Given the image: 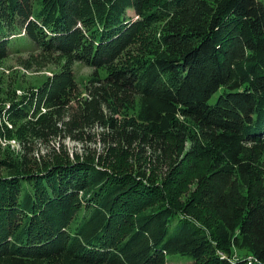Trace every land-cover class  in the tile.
I'll use <instances>...</instances> for the list:
<instances>
[{"label": "trees", "instance_id": "1", "mask_svg": "<svg viewBox=\"0 0 264 264\" xmlns=\"http://www.w3.org/2000/svg\"><path fill=\"white\" fill-rule=\"evenodd\" d=\"M20 37L26 68L60 69L8 109L24 123L21 163L0 158V264H264L261 0H0V60Z\"/></svg>", "mask_w": 264, "mask_h": 264}, {"label": "rangeland", "instance_id": "2", "mask_svg": "<svg viewBox=\"0 0 264 264\" xmlns=\"http://www.w3.org/2000/svg\"><path fill=\"white\" fill-rule=\"evenodd\" d=\"M261 1L264 3V0ZM128 14L130 15V17H133V19L138 18L134 10H129ZM21 39V37L14 38V40L16 41L13 43L14 45L10 49V54L4 59L0 60V158L7 159L8 161H12L15 163H21L22 161V144L17 131L23 125L24 119L17 120L16 118L15 120L14 118H11L8 109L14 107L16 101L25 100L30 102L33 97V100H36L39 89L44 86L47 80L60 69V65L55 63H51L45 68L36 65L31 68H26V66H24V62L26 61L27 57L31 53L35 54V52H38L33 51L28 43L21 42ZM135 49L136 47H131L129 53L134 55L133 52H136ZM126 59H128V55H123L122 60L124 61ZM122 60L120 62H122ZM130 60L131 59L129 58L128 61ZM73 67L78 81L77 89L75 92V98L77 100L87 96V90L84 85L86 82V78L92 73V70L79 62H76ZM34 107H32V110L34 109ZM15 109L20 108L16 105ZM119 110L120 111L117 112V114H114L113 111L111 113L113 114V117H116L121 121H124L127 118L131 119L132 117H136L140 111L139 98L134 97L126 106H124L123 109ZM45 111L46 109L41 107V112L44 113ZM181 120L185 124L189 125V130L191 132L196 133L197 127L193 123H191L187 119H184L183 117H181ZM62 143L64 146H66V150L68 151L70 156L77 153L84 155L85 145L86 147L88 146L97 149L98 151L100 150L99 143L84 144L78 143L71 139H67ZM207 144L208 143H206L205 146L207 148H210V145L208 146ZM190 145L191 143L188 142V147ZM34 149V156H36L37 159L40 158L41 155L49 151L46 146L40 144L39 142H34ZM212 150H214V152L212 153L213 155L217 153L219 156H221L223 154V151L221 150L214 148ZM41 161L42 160H40V163ZM3 173H5V170H3V167L0 166V174L2 175ZM189 195L190 193L183 196V205L188 201ZM222 254L225 257H227L228 255L226 253H221V255ZM229 256L232 259L247 258L248 260H251L252 258V256L247 251H241L237 249H232L229 253ZM185 263L186 261L179 257L170 256L165 259V264ZM47 264L59 263L55 261Z\"/></svg>", "mask_w": 264, "mask_h": 264}]
</instances>
